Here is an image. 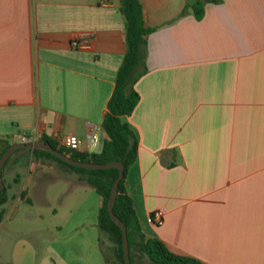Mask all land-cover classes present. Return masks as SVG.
Returning a JSON list of instances; mask_svg holds the SVG:
<instances>
[{"label": "crops", "instance_id": "1", "mask_svg": "<svg viewBox=\"0 0 264 264\" xmlns=\"http://www.w3.org/2000/svg\"><path fill=\"white\" fill-rule=\"evenodd\" d=\"M138 1L150 31L121 120L137 141L124 184L140 229L204 264H264V0H198L199 18L197 0ZM125 49L120 0H0V155L31 130L92 152ZM34 150L12 151L0 172V208L40 203L57 219L34 264H106L85 175Z\"/></svg>", "mask_w": 264, "mask_h": 264}, {"label": "trees", "instance_id": "2", "mask_svg": "<svg viewBox=\"0 0 264 264\" xmlns=\"http://www.w3.org/2000/svg\"><path fill=\"white\" fill-rule=\"evenodd\" d=\"M191 8L194 17L199 18L202 14L201 3L197 0L191 5ZM120 10L124 19L126 49L116 72L114 87L107 102V112L101 122V127L108 136L103 140L101 151L99 153L69 151L62 147H56L52 141L46 138L44 140L60 152H69V157L75 160L94 163L119 161L121 163L123 173L117 184L112 212L125 226L130 264H132L130 257L132 247L137 248L152 264H204L194 257L170 251L158 238L145 237L125 189L124 178L128 167L135 159L137 141L127 123L121 120V116L128 115L138 100L133 83L140 74V72H136V67L140 64L144 38L150 28L145 26L142 21L141 4L138 0H120ZM34 151L43 152L50 158L78 169L85 175L82 179L91 185L100 198L96 222L100 235L98 240L101 247L105 240L111 251L110 257H106L103 253L104 261L106 264H123L120 229L111 221L105 207L111 183L117 176V170L115 168L85 169L69 165L47 151L40 149ZM4 195L5 188H2L0 189V203L4 199Z\"/></svg>", "mask_w": 264, "mask_h": 264}, {"label": "rangeland", "instance_id": "3", "mask_svg": "<svg viewBox=\"0 0 264 264\" xmlns=\"http://www.w3.org/2000/svg\"><path fill=\"white\" fill-rule=\"evenodd\" d=\"M97 199L98 195L92 189V194L84 206V213L89 207L88 212L93 214V218L97 216ZM20 205L23 207V203ZM1 206L3 208H0V264H7L5 261L10 260L14 250L18 247H29L21 260V264H34L35 252H37V256H40L44 252L40 246L51 241V235L46 234L49 233L47 229L52 228L53 221L57 219L53 217L52 213L43 209V205L40 203H37L34 208L25 205L24 211L16 209L21 213H8V202ZM38 211L39 215H36ZM84 213H81L80 209V213H75L73 218L77 219ZM104 242L103 245L107 246L105 240Z\"/></svg>", "mask_w": 264, "mask_h": 264}, {"label": "water", "instance_id": "4", "mask_svg": "<svg viewBox=\"0 0 264 264\" xmlns=\"http://www.w3.org/2000/svg\"><path fill=\"white\" fill-rule=\"evenodd\" d=\"M194 0H186L188 4H191ZM108 136L104 129H100L97 134H96V139L94 142V147L92 149L93 153H99L102 148L103 140L107 139ZM28 149V150H33V149H42L45 150L52 155L56 156L58 159L64 161L65 163L72 165V166H77V167H82L85 169H105V168H115L117 170V176L115 179L112 181L111 186H110V191L108 193L105 207L108 216L110 217L111 221L120 229L121 233V253H122V259H123V264H130L129 260V254H128V243H127V238H126V231H125V226L124 224L114 215L112 212V206L114 203V198L116 194V188L118 181L122 177L123 173V167L119 161H110L106 163H94L91 161H79L72 159L68 155L64 154L63 152H60L59 150L53 148L49 143L46 141H34L30 143H15L9 145L0 155V172L3 163L7 159V157L12 153V151L16 149ZM2 188V182L0 179V189Z\"/></svg>", "mask_w": 264, "mask_h": 264}, {"label": "built area", "instance_id": "5", "mask_svg": "<svg viewBox=\"0 0 264 264\" xmlns=\"http://www.w3.org/2000/svg\"><path fill=\"white\" fill-rule=\"evenodd\" d=\"M82 44H84L82 41H76L75 40L73 42L74 47L82 46ZM96 134L97 133H95V132L91 133V135L89 137V141H88L89 145L92 146L94 144L95 139H96ZM41 138H42V133L40 131H37V130H31L27 133H20V134L15 135V140H17L19 143H30V142L40 140ZM62 143L69 150H77L78 149L79 142L76 139V137H74V136H68V137L64 138ZM151 220L153 223L160 224L162 222L161 211H154L151 214Z\"/></svg>", "mask_w": 264, "mask_h": 264}]
</instances>
